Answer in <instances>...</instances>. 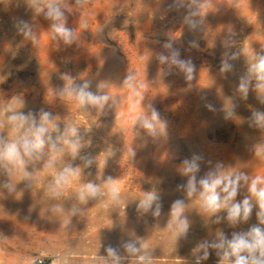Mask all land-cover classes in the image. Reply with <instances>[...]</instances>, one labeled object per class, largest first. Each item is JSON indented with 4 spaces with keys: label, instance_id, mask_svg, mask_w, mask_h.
<instances>
[{
    "label": "rangeland",
    "instance_id": "1",
    "mask_svg": "<svg viewBox=\"0 0 264 264\" xmlns=\"http://www.w3.org/2000/svg\"><path fill=\"white\" fill-rule=\"evenodd\" d=\"M71 2V0H69ZM172 0H89L81 10L68 14L67 26L76 30L72 45L50 39V21L35 13L24 0H0V108L21 98L27 112L50 111L60 124H75L84 138L81 155L94 159L90 167L77 158L71 161L61 154L55 168L46 170L44 162L30 166L31 186L13 175L15 193L0 190V264H103L111 245L126 257L123 264H135V258L122 244L135 239L149 245L154 264H193L192 250L202 240L216 238L218 232L231 238L234 231H246L257 224L255 212L250 220L230 227L226 219L212 223L201 215L196 198H188L177 185L186 183L179 174L182 161L194 154L202 157L198 179L215 165L244 171L249 176H264V161L251 148L264 140V132L250 127L249 106L264 111L254 92L243 100L236 92L238 78L247 68L243 50L259 52L264 46V0H210L200 30L190 31L182 23L187 9L166 11ZM28 21L39 43L18 34L17 20ZM86 25V28H85ZM235 33V45L225 49L223 41ZM172 37L173 48L181 59H192L195 78L188 81L175 66L161 64L157 54L169 55L163 45ZM199 48H190V41ZM240 51L231 72H220L223 53ZM170 71V75L164 73ZM76 83L91 81L92 91L99 84L118 99L104 114L93 108H78L73 101L56 96L65 84L64 74ZM128 73L143 83L139 110L150 115L154 106L167 123V136L151 137L133 127L128 115L131 103L139 99L124 85ZM238 105L236 120L224 119L230 104ZM212 104L215 111L206 105ZM3 133L10 135L6 117ZM136 153L131 157L130 150ZM80 168V175L58 198L49 193L56 171L67 163ZM210 162V163H209ZM111 176L121 188L119 203H109L107 193L87 204L77 198L82 184L93 182L103 188ZM9 179L0 171V182ZM157 192L162 198L159 217L140 214L136 205L145 192ZM241 187L237 201L247 195ZM184 199L185 215L190 220L186 240L175 241L168 230L170 207ZM108 204V207H105ZM61 205V214L50 209ZM73 208L81 211L69 216ZM219 215L226 217V212ZM65 218L71 223L64 227ZM202 264H218L215 250Z\"/></svg>",
    "mask_w": 264,
    "mask_h": 264
},
{
    "label": "clouds",
    "instance_id": "2",
    "mask_svg": "<svg viewBox=\"0 0 264 264\" xmlns=\"http://www.w3.org/2000/svg\"><path fill=\"white\" fill-rule=\"evenodd\" d=\"M27 7L35 13H42L50 23V39L53 41H63L65 45H72L77 40L76 30L67 26L68 14L76 10L83 9L89 0H24ZM210 0H172L167 5L166 11H180L187 9L183 16L182 23L190 31L200 30L204 23L207 12H202ZM18 34L30 39L33 44H38V37L33 26L25 20H17L14 25ZM86 28V25H85ZM235 33L223 41L225 49L235 45ZM172 37H169L163 47L169 50V55L157 54V59L161 64L175 66L184 74V78L191 81L195 78L196 66L192 59H181L180 52L173 48ZM190 48H199L197 41L189 42ZM247 57L246 71L239 76L236 92L240 98L247 100L249 93L254 92L258 102L264 105V46L259 52L254 50H243ZM241 55L240 51H228L223 53L220 61V72L228 73L234 68L230 61L237 60ZM170 71L164 75H170ZM66 81L62 88L56 90V96L61 99L75 102L78 108H93L104 114L105 108H112L118 104V99L105 91L106 85L99 84L97 91H92L91 81L85 79L83 83H76L70 74H64ZM124 85L132 89V95L138 97L129 105L128 115L133 127L144 129L151 137L167 136V123L161 119L159 111L148 105L149 114L139 110L143 97L141 90H146L143 83L137 82L134 73H128L124 79ZM25 102L15 97L11 103L0 108V117H6L10 126V135L3 133L5 127L4 120L0 119V171L9 179L0 182V190L8 193H15L16 185L12 183L11 177L16 175L17 179L27 182L30 187L33 174L29 171L30 166H35L39 162H44L46 170L55 168L57 158L61 154H67L71 161L77 158L84 162V167H90L94 159L88 155H81L85 147L84 138L80 134V129L75 124L65 125L63 129L50 111L43 108L39 112L31 110L25 112ZM209 110L215 111L212 104H207ZM235 103L225 110L224 119L236 120ZM251 115L248 119L250 127L264 132V111L257 110L249 106ZM251 151L254 156L264 161V140L252 146ZM131 157L136 153L130 150ZM202 157L194 154L190 158L182 161L179 174L187 177L186 183L177 185L178 190H182L188 198H196L201 215L208 217L212 223L219 224L222 219H226L230 227H236L241 223L250 220L253 210L255 212L257 224L251 225L246 231H234L231 238L224 233L218 232L216 238L212 240H202L196 244L192 250L193 264H202L212 255L210 250H215V255L219 258L218 264H264V176H249L248 173L240 170L226 168L223 163H217L214 169L209 170L199 179L197 173L200 172V161ZM210 163V162H209ZM80 168L74 167L71 162L65 164L62 169L56 171L49 184V193L53 198H58L67 190L80 175ZM247 188V195L237 201V195L241 187ZM107 193L109 203H119L121 188L115 183L111 176L107 177L103 188L99 184L87 182L78 189L77 198L81 204H87L89 200H95ZM105 204V207H108ZM140 214L151 213L153 217H159L162 212V198L157 192H145L136 205ZM186 205L184 199H176L170 207V220L168 230L175 241L186 240L190 230V220L185 215ZM50 211L54 214L63 213L61 205H54ZM81 210L73 208L69 216L77 215ZM226 212V217H221L219 213ZM71 223L65 218L63 225L65 228ZM128 256L135 258V264H154L153 252L149 245L135 239L128 240L122 244ZM107 256L103 257V264H123L126 257L121 256L118 248L109 245L106 248ZM62 264H68L65 258Z\"/></svg>",
    "mask_w": 264,
    "mask_h": 264
},
{
    "label": "built area",
    "instance_id": "3",
    "mask_svg": "<svg viewBox=\"0 0 264 264\" xmlns=\"http://www.w3.org/2000/svg\"><path fill=\"white\" fill-rule=\"evenodd\" d=\"M36 264H44L42 260H38Z\"/></svg>",
    "mask_w": 264,
    "mask_h": 264
}]
</instances>
